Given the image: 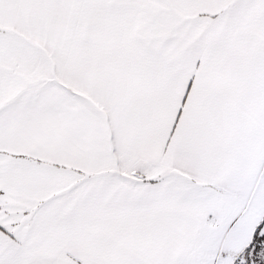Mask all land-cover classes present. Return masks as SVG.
I'll use <instances>...</instances> for the list:
<instances>
[{
  "label": "snow or ice",
  "instance_id": "obj_1",
  "mask_svg": "<svg viewBox=\"0 0 264 264\" xmlns=\"http://www.w3.org/2000/svg\"><path fill=\"white\" fill-rule=\"evenodd\" d=\"M0 264H264V0H0Z\"/></svg>",
  "mask_w": 264,
  "mask_h": 264
}]
</instances>
